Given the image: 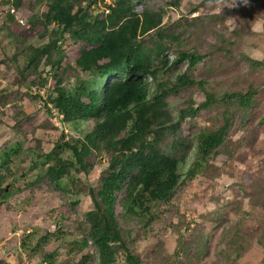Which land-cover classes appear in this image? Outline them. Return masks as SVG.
Returning a JSON list of instances; mask_svg holds the SVG:
<instances>
[{
    "label": "trees",
    "instance_id": "1",
    "mask_svg": "<svg viewBox=\"0 0 264 264\" xmlns=\"http://www.w3.org/2000/svg\"><path fill=\"white\" fill-rule=\"evenodd\" d=\"M97 1H4L13 11L29 10L28 26L40 27L42 36H46L41 45L27 47L24 59L13 54L15 78L19 86L27 88L31 99L42 102L50 122L61 130L60 141L47 152L38 150L35 140L33 146L27 144L34 155L30 168H46L48 181L71 205L87 196L93 205L74 231L57 223L55 231L40 233L36 227L24 235L19 247L22 252L29 257L42 253L36 264H85L89 260L116 264L119 257V264H142L136 250L139 231L148 232L153 223L170 212L165 206L177 190L203 172L209 157L224 144L228 131L238 121L249 118L264 88V83L248 82L242 88L232 81L225 92H208L207 81L194 78L188 70L171 79L166 70L183 61L191 69L205 55L184 48L182 33L174 34L162 23L165 7L155 10L142 6L141 0H111L100 13H94L90 8ZM179 2L168 0L167 6L177 8ZM171 50L175 57L170 63L165 57ZM65 59L70 61L64 64ZM240 59L249 71L264 70V61L245 55ZM42 63L50 67L49 72L39 69ZM67 71L75 75L69 87L63 85ZM148 78L159 80L151 93ZM194 86L204 91L203 98L199 102L187 99V106L174 116L167 97ZM214 107L221 108L222 124L217 130L205 128L191 136L196 138V149L187 167L193 144L183 143L180 138L183 123ZM260 121L264 123V115ZM167 138L172 140L164 145ZM22 146L14 143L4 150L1 169L12 157H19ZM103 158L106 167L97 185L92 186L81 175L88 176L95 162ZM4 179L0 175V207L21 191L15 187L7 193L2 187ZM187 227L185 220L179 227L173 253L164 264H182V259L187 264H198L193 256L200 251L191 253L185 244ZM239 234L235 229L234 237L229 239L231 250L224 252L226 264L242 257L243 246L236 239ZM259 241L263 242L262 237ZM53 242L65 250V259L57 262V251H44ZM90 244L96 253L76 260L75 256Z\"/></svg>",
    "mask_w": 264,
    "mask_h": 264
},
{
    "label": "rangeland",
    "instance_id": "2",
    "mask_svg": "<svg viewBox=\"0 0 264 264\" xmlns=\"http://www.w3.org/2000/svg\"><path fill=\"white\" fill-rule=\"evenodd\" d=\"M4 1L0 0V163L8 146L14 143L23 146L17 159L12 157L4 169L0 168V175L5 177L2 187L7 193L15 187L21 189L0 207V264H36L42 253L29 257L22 252L19 247L24 235L36 227L40 233L55 231L57 223L74 231L79 219L92 210L93 205L88 196L82 197L77 205H71L48 181L46 168H30L34 155L27 144L30 142L33 146L35 140L38 150L47 152L60 141L61 130L50 122L42 102L31 99L27 88L19 86L15 78L13 54L19 60L24 59L27 47L41 45L46 36H42L40 27L28 26L29 10L13 11ZM167 2L141 0L140 4L155 10L165 7L162 23L171 27L174 34L182 33L180 40L185 43L184 48L205 55L204 60L191 69L183 61L166 70L171 79L188 70L194 78L207 81L206 91L217 94L230 89L232 81L242 88L248 82L264 83V70L249 71L240 59L245 55L264 61V0H180L177 8L167 6ZM110 3L111 0H99L90 9L100 13ZM194 6L195 11L189 12ZM15 40L17 49L13 46ZM174 57L175 52L171 50L165 58L171 63ZM65 60L64 64L70 61ZM39 69L50 71L44 63ZM74 76V72L67 71L63 85H72ZM148 81L151 93L159 80L148 78ZM203 94L204 91L195 86L186 87L167 97L168 107L175 116L180 108L187 106V99L199 102ZM253 108L246 121H238L228 131L224 144L216 150L217 154L209 157L203 172L177 190L172 202L165 206L170 212L153 223L148 232L139 231L135 239L142 264L165 263L173 253L179 227L185 220L188 224L185 244L190 246L191 253L200 251L193 256L198 264H226L224 252L231 250L229 239L234 237L235 229L240 233L236 239L242 243L243 254L233 264H264V123L260 121L264 115V88ZM220 110V107L208 109L183 123L180 138L183 143L193 144L187 167L196 149V138L191 136L205 128L217 130L222 124ZM171 140L167 138L164 145ZM105 161V158L96 161L93 171L88 176L81 175L82 179L96 186L106 167ZM260 237L263 242L259 241ZM44 251H57L60 254L57 262L67 256L57 242ZM88 253H96L91 244L75 259ZM121 259L119 257L116 264ZM85 264H98V261L89 260ZM182 264H187L185 259Z\"/></svg>",
    "mask_w": 264,
    "mask_h": 264
}]
</instances>
